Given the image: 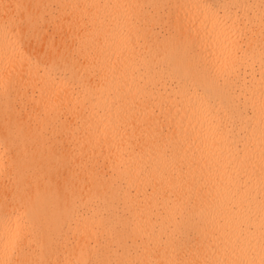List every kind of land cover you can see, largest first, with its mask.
I'll return each mask as SVG.
<instances>
[{
    "label": "bare ground",
    "instance_id": "bare-ground-1",
    "mask_svg": "<svg viewBox=\"0 0 264 264\" xmlns=\"http://www.w3.org/2000/svg\"><path fill=\"white\" fill-rule=\"evenodd\" d=\"M0 264H264V0H0Z\"/></svg>",
    "mask_w": 264,
    "mask_h": 264
}]
</instances>
